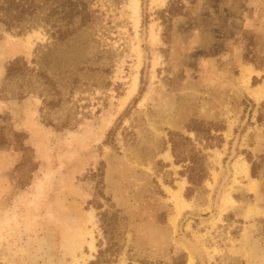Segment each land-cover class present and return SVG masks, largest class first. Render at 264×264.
<instances>
[{"label":"rangeland","instance_id":"1","mask_svg":"<svg viewBox=\"0 0 264 264\" xmlns=\"http://www.w3.org/2000/svg\"><path fill=\"white\" fill-rule=\"evenodd\" d=\"M34 3L0 22V264H264V0Z\"/></svg>","mask_w":264,"mask_h":264},{"label":"trees","instance_id":"2","mask_svg":"<svg viewBox=\"0 0 264 264\" xmlns=\"http://www.w3.org/2000/svg\"><path fill=\"white\" fill-rule=\"evenodd\" d=\"M34 2H64L62 4V12L65 16H71L73 14L79 13L77 8L72 2H88V0H0V22L8 29L14 30L18 29L20 32L28 31L29 29L33 28L39 22L33 21V16L36 14V10L39 9L40 6L35 5ZM60 8V6H58ZM34 23V24H33ZM65 28L59 27L56 30V34L60 39H65L68 34L72 30H70V26L72 25V21H68L64 23ZM53 28H56V24L52 25ZM27 64L24 62L23 59H17L14 62L10 63L7 68V78H14L16 76L24 75L27 71ZM193 131H197L193 129ZM16 138H19V134H15ZM188 140V139H187ZM6 138L3 134H0V147L6 145ZM20 150L23 152L30 151L29 148H26L22 142L20 144ZM173 151L177 158V146L173 144ZM33 163L34 162L27 158L26 161L24 159L23 163ZM23 166V165H22ZM201 170H204L205 167L200 166ZM190 173L188 174L189 183L192 186H199L203 183L205 179V174L203 176L198 177L195 175L194 166L190 167ZM101 209V208H98ZM100 222H101V229L105 237L115 235L117 233V226H116V218L115 216L109 217L107 212H103L99 214ZM113 244H111L112 246ZM102 252L100 251L99 255L101 256Z\"/></svg>","mask_w":264,"mask_h":264},{"label":"bare ground","instance_id":"3","mask_svg":"<svg viewBox=\"0 0 264 264\" xmlns=\"http://www.w3.org/2000/svg\"><path fill=\"white\" fill-rule=\"evenodd\" d=\"M251 74H252V71H248V70L244 69L242 76H243V78L248 79V78L250 77ZM249 79H250V78H249ZM181 189H182V187H181ZM181 194H182V193H181ZM175 197H177V193L175 194ZM178 198H179V197H178ZM179 200H180L179 203H183L182 199L179 198ZM91 220H92V218L89 220V222H90ZM91 234H92V233H89V235H91ZM90 247H91V249H92L93 251L96 249V248H95V245H94V241H91V242H90ZM190 264H192V262H191Z\"/></svg>","mask_w":264,"mask_h":264}]
</instances>
